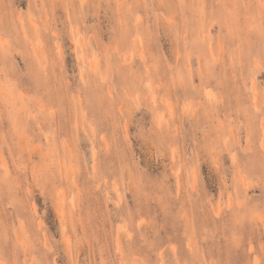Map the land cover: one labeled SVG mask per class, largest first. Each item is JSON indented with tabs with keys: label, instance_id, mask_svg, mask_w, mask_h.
<instances>
[{
	"label": "rangeland",
	"instance_id": "rangeland-1",
	"mask_svg": "<svg viewBox=\"0 0 264 264\" xmlns=\"http://www.w3.org/2000/svg\"><path fill=\"white\" fill-rule=\"evenodd\" d=\"M0 264H264V0H0Z\"/></svg>",
	"mask_w": 264,
	"mask_h": 264
}]
</instances>
